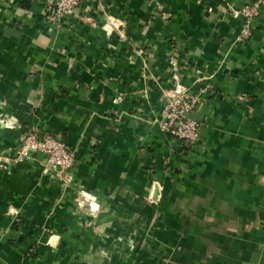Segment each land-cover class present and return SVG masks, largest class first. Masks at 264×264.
Returning a JSON list of instances; mask_svg holds the SVG:
<instances>
[{"label": "crops", "instance_id": "crops-1", "mask_svg": "<svg viewBox=\"0 0 264 264\" xmlns=\"http://www.w3.org/2000/svg\"><path fill=\"white\" fill-rule=\"evenodd\" d=\"M48 1L0 0V264H264V3L79 0L50 24ZM176 86L193 143L161 126ZM29 129L65 142L68 182L7 160Z\"/></svg>", "mask_w": 264, "mask_h": 264}, {"label": "built area", "instance_id": "built-area-1", "mask_svg": "<svg viewBox=\"0 0 264 264\" xmlns=\"http://www.w3.org/2000/svg\"><path fill=\"white\" fill-rule=\"evenodd\" d=\"M79 0H54L48 1L44 7L43 18L47 23L58 24L63 17L70 15L78 4ZM264 0H251L244 4L240 12L249 16L254 8ZM120 23L111 20V25L117 28ZM198 97L184 93L179 86L173 87L164 98L161 105V126L176 137L193 143L198 139V121L190 117L191 111ZM19 152L27 153L31 151L42 152L48 165L56 172L68 169L74 162L72 152L67 148L65 142L47 132L28 133L20 141Z\"/></svg>", "mask_w": 264, "mask_h": 264}, {"label": "rangeland", "instance_id": "rangeland-1", "mask_svg": "<svg viewBox=\"0 0 264 264\" xmlns=\"http://www.w3.org/2000/svg\"><path fill=\"white\" fill-rule=\"evenodd\" d=\"M33 131L36 133L37 131L36 130H31L29 129V131H25V133L21 134L19 137H18V142L14 145V148H13V152H12V156L10 157H6L7 160H11L13 162H16V161H19L21 160L22 158L24 157H28L29 154L32 152H27V153H21L19 152V146H20V141L23 137H25L28 133H33ZM40 154H42L43 156V162L47 165V167L51 170H53L47 163V161L45 160V157L43 155L42 152H40ZM1 155V154H0ZM1 157V156H0ZM53 175L59 177L62 179L63 182H68L70 180V173H69V168L68 169H64V170H61V171H54L53 170ZM144 199L148 202H152L154 201V199L150 198L149 196H145ZM89 205L90 207H95L96 205L89 202ZM89 223V221L87 220L86 224ZM128 241H129V244L130 246L132 247L134 245V239L132 236L128 237Z\"/></svg>", "mask_w": 264, "mask_h": 264}]
</instances>
